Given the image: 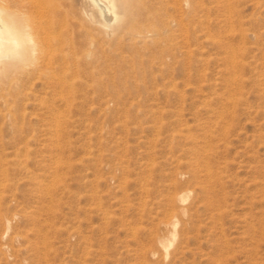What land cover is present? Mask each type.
Masks as SVG:
<instances>
[{"label":"rangeland","instance_id":"1","mask_svg":"<svg viewBox=\"0 0 264 264\" xmlns=\"http://www.w3.org/2000/svg\"><path fill=\"white\" fill-rule=\"evenodd\" d=\"M189 1L174 86L107 69L0 134V264H264V0Z\"/></svg>","mask_w":264,"mask_h":264},{"label":"bare ground","instance_id":"2","mask_svg":"<svg viewBox=\"0 0 264 264\" xmlns=\"http://www.w3.org/2000/svg\"><path fill=\"white\" fill-rule=\"evenodd\" d=\"M168 2L0 0V124L5 125L0 134L21 136L25 106L38 100L54 122L46 131L60 135L62 105L79 87L101 85L100 75L107 69L118 75V81L110 80L113 86H174L177 22L167 13ZM114 45L123 46L119 53L111 50ZM159 70L167 75L153 82L151 76ZM170 245L162 243L165 254Z\"/></svg>","mask_w":264,"mask_h":264}]
</instances>
